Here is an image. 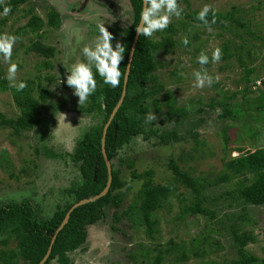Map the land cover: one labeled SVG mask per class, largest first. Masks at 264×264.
Listing matches in <instances>:
<instances>
[{"label":"rangeland","instance_id":"1","mask_svg":"<svg viewBox=\"0 0 264 264\" xmlns=\"http://www.w3.org/2000/svg\"><path fill=\"white\" fill-rule=\"evenodd\" d=\"M6 1L8 0H3ZM108 1L115 5L116 9L109 10L107 5L95 0H90L85 7L84 0H31L35 6V14L44 21L48 20L47 6L57 8L63 18L61 27H44L38 33L31 32L29 28L23 29L31 18V16H23L24 9H28V5L21 6L13 15L6 17L0 15V19L7 20L2 26V33L19 38L11 58L13 63L19 65L16 82L31 80L39 82L41 79V83L56 97L48 102H56L60 99L65 101L64 108L57 111L49 110V105L46 104V108L43 109V124L38 132L31 131L15 137L10 129L0 126V204L9 200L16 202L29 200L39 216L46 218L53 213L56 204L63 202L62 190L80 180L78 169L69 158H55L50 154L72 153L82 134L95 122L89 116L77 112L75 108L73 110L76 102L78 103V97L73 95L72 90L63 81H66L67 70L71 65L78 60H84L81 49L91 45L98 35L97 23H104L107 30L113 34L114 48L120 39L116 29L123 31L131 24L133 14L129 0ZM178 3L183 8L182 17L180 19L173 17L171 23H177L182 37H186L188 32L199 33L204 30L200 26L192 27L185 14L191 11L200 12L206 4L214 11L222 13L233 11L234 8L240 10L244 17L243 22L247 21L252 31L264 36V0H178ZM218 33L219 29L205 31L195 45L203 46L204 51L211 56L213 50L221 45L222 40L218 38ZM38 36H41L40 39L44 44L54 47L53 58L46 59L36 51L30 50L32 44L39 40ZM248 44L253 48V62L250 63V67L256 68L258 75L264 78L263 48L258 41L251 40ZM191 50L185 47L176 48L169 55H159L157 59L160 61V66L157 75L159 80L164 82L166 91L172 92L180 107L188 105L190 109H196L201 106L207 111L200 115L201 119L207 121L198 128L200 144L198 145L188 136L184 142L162 146L154 139L146 141L140 136L127 148L119 151L114 162L117 163V168H121L122 178L129 187L125 208L137 196L142 186V182L133 177L129 163H132L133 169L138 172L153 170L154 181L162 183L171 177L168 170L169 161L184 156V159L179 161L183 169L195 172L196 175L206 174L213 178L219 173L227 158L264 148V122L256 123L253 119L256 113L255 104L250 103L253 108L251 114L236 122L220 121L217 117L221 109L214 111L207 105L212 98L217 96L220 99V96H224V93L218 95L222 91L238 93L236 99L232 100L233 103L252 101L259 95L257 87L253 88L254 93L244 95L241 92L246 87L244 70L236 63L221 71L219 67L224 62L219 61L209 62V66H204L214 79L212 86L195 88L192 73L200 70L201 66L197 63V58L191 55ZM0 63L6 76L8 65ZM175 71L178 75H174ZM48 78H51V81ZM59 79L62 81L60 84H58ZM163 93L164 91L159 97H162ZM201 101L202 103H199ZM149 104V113L157 117L153 121V128L171 129L172 124L166 113L165 102L160 103L159 110L155 109L152 102ZM0 114L8 118L20 115L10 91L0 92ZM245 126H252V132L249 129L244 133ZM223 127L227 128L229 137L227 144L220 134ZM254 131L257 133L252 137ZM232 185L233 183L213 188L207 192L208 199L216 201L220 192L231 188ZM181 192L185 193V190L182 189ZM184 205L182 197L177 195L168 206L157 211L155 215L157 225L153 238L147 237L146 224L127 217L116 224L115 210L107 209V216L102 221L87 228V243L70 255L72 264H136L130 259V253L136 255L139 263H143L147 252H150L151 257L154 258L159 249L168 248L170 240L180 248L166 257L163 264H177L176 259L181 256V252H186L189 256L185 264H225V260L230 262L237 257L232 247L230 225H238L243 233L252 232L257 240L255 243H250L247 249L260 258L264 257V206H250L249 212L254 220L251 224L237 218L228 222L224 213L230 216L238 215L242 207L235 206L229 209L227 202L222 200L218 201L216 209L218 217L215 220L202 215L181 220ZM217 220L222 224H218ZM223 224L227 229H223ZM113 226L117 230H114ZM213 228L219 234L215 233ZM204 236L210 238L208 253L203 258H195L191 250L192 243L197 237L202 239ZM216 241L222 243L221 248L216 245ZM11 246L13 247L14 244ZM216 249L218 251H215ZM51 264L59 263L53 261Z\"/></svg>","mask_w":264,"mask_h":264},{"label":"trees","instance_id":"2","mask_svg":"<svg viewBox=\"0 0 264 264\" xmlns=\"http://www.w3.org/2000/svg\"><path fill=\"white\" fill-rule=\"evenodd\" d=\"M129 1L132 7V22L123 31L116 29L120 35L119 42L126 47L124 59L120 64L122 73H126L129 53L136 34L135 28L139 23V15L143 7V0ZM23 5H28V9H24L23 16H31L23 29L29 28L31 32L38 33L44 27L59 28L62 26L63 18L57 8L47 6L48 20L44 21L35 14V6L31 0H8L0 3V13L3 12L5 6H10L11 12L8 15H13ZM108 9L110 10V7ZM214 12L216 22L211 24V29H219L217 36L222 40L219 47L222 50L220 61L224 62L219 69L223 71L238 63L245 72L246 80V87L241 92L244 95L254 93L253 88L257 87L259 95L252 101L233 103L232 100L236 99L238 93L222 91L218 95L224 93V96H220V99L217 96L212 98L207 105L214 111L221 109L217 117L220 121L236 122L251 114L253 109L251 104H255L256 113L253 119L256 123L264 122V78L258 75L256 68L250 67V63L253 62V48L248 44L251 40L258 41L264 51V36L252 31L247 21L243 22L244 17L240 10L234 8L233 11L227 13ZM198 13L199 11H191L185 14L192 27L200 26L204 29L199 33L188 32L186 38L189 44L187 46L182 43L185 37H182L177 23L174 22L170 23L166 30L154 33L151 38L143 36L139 38L127 85V94L108 128L105 140L107 155L112 165L111 188L106 196L95 202L82 205L71 213L68 223L57 235L51 255L45 264H51L53 261L59 264H72L70 255L87 243V228L102 221L107 216V209L115 210L114 221L116 224L121 222L124 217L146 224V235L153 238L157 225L155 216L157 211L168 206L173 197L177 195L181 196L182 202L185 203L180 216L181 220L197 215L215 220L218 217L216 210L218 201L222 200L227 202L229 209L235 206L242 207L238 215L230 216L228 213H224L228 222L237 218L244 223L252 224L254 220L249 212L250 206H264V148H261L227 158L219 173L215 174L216 176L213 178L206 174L196 175L195 172L183 169L179 161H182L184 156L179 157L178 160L172 158L169 161L168 170L171 177L162 183L154 181L155 172L153 170L138 172L133 169V164L129 163V168L133 170V177L141 181L142 186L137 196L125 208L129 187L122 178L121 168H117V163L114 162L119 151L127 148L140 136L146 141L154 139L162 146H172L184 142L188 136L193 138L198 145L200 144L198 128L207 122L206 119H201L200 115L207 111L201 106L196 109H190L188 105L180 107L172 92L166 91L164 82H161L157 75L160 66V61L157 59L159 55H169L176 48L185 47L191 48V55L197 58L201 51H204L203 46L195 45L208 30L197 19ZM207 19L209 22L212 21V12H209ZM6 21V18L0 19V33H2V26ZM40 37L38 36L39 40L32 44L30 50L36 51L38 55L46 59L53 58L55 56L54 47L44 44ZM207 55L209 56V54ZM209 58L211 60V56ZM49 66L51 65L49 64ZM207 66L209 64L205 65V67ZM174 75H178V73L175 71ZM5 77L4 69L0 63V92L10 91L14 103L20 111V115L15 118H8L4 114H0V126L10 129L15 137L31 131L38 132L43 124V109L46 108V104L49 105V110L53 111L64 108L65 101L62 99L48 102L51 98L55 99L56 97L41 83V79L39 82H35V80L25 82L27 87L18 92L10 86ZM96 79L95 93L84 105L79 106L76 102V106L73 107V110L75 108L77 112L89 116L95 122L82 134L72 153L50 154L55 158H69L78 169L80 180L73 183L71 187L62 190L63 202L56 204L53 213L46 218L39 216L38 211L29 200L21 202L9 200L0 204V264H39L47 254L52 238L69 210L76 203L95 197L105 189L108 183V168L102 152L103 132L122 96L124 78H122L120 86L115 89L104 84L98 75ZM48 80L51 81V78ZM162 91L164 93L162 97H159ZM148 102H152L156 110L161 108V102H165L166 113L172 124L171 129L153 128V121L146 123V116L150 112ZM228 127L230 126L228 125ZM249 129L252 132V126H245L244 133ZM256 133L254 131L252 137L256 136ZM220 134H222L224 143L227 144L229 142L227 128L223 127ZM232 183L233 185L229 189L222 190V187L220 188L222 191L216 201L208 199L207 192L224 184ZM182 189L185 190V193L181 192ZM217 221L218 224H222L221 221ZM222 226L223 229H227L224 224ZM113 229L117 230L115 226ZM229 229L233 241L232 247L237 257L230 262L225 260V264H264V257L260 258L247 249L250 243L256 242V236L252 232H241L238 225H230ZM212 230L219 234L214 228ZM209 245L210 238L208 236H204L202 239L197 237L193 241L191 249L194 257H205ZM216 245L221 248L222 243L216 241ZM179 248L178 244L170 240L168 248L159 249L154 258L151 257L150 252H147L144 260L146 263H143L163 264L166 257ZM181 253V256L176 259L177 264H185L189 260L186 252ZM129 257L136 264H143L139 263L136 255L130 253Z\"/></svg>","mask_w":264,"mask_h":264},{"label":"clouds","instance_id":"3","mask_svg":"<svg viewBox=\"0 0 264 264\" xmlns=\"http://www.w3.org/2000/svg\"><path fill=\"white\" fill-rule=\"evenodd\" d=\"M3 3V0H0ZM11 12L10 6H5L2 16H7ZM209 12L213 13L211 22L207 19ZM183 8L178 3V0H143V7L139 15V23L135 31L138 37L151 38L154 33L166 30L171 23L173 17L180 19L182 17ZM197 19L211 30V24L216 22L215 12L210 5H204L197 15ZM98 35L94 38L91 45H86L81 49V54L84 57L83 61L73 63L67 70L66 85L72 90L73 95L78 97V104L84 105L89 97L95 93L97 88V75L102 79L103 83L117 88L122 82V78H126V73L121 72L120 64L124 59L126 47L120 42L113 47L112 41L115 39L110 33L105 24L97 23ZM19 38L8 33H0V62L7 64L6 79L10 86L18 92L23 91L27 84L23 81L17 83V72L19 65L12 62L13 48ZM182 43L187 46L188 39L185 37ZM222 59V50L217 47L213 50L211 61L209 56L201 51L197 57V63L201 66L200 70L192 73L194 77L195 88L211 87L214 79L207 72L205 65L218 63ZM218 79V78H217ZM62 83L59 79L58 84ZM157 117L153 113H148L146 123L156 120Z\"/></svg>","mask_w":264,"mask_h":264},{"label":"water","instance_id":"4","mask_svg":"<svg viewBox=\"0 0 264 264\" xmlns=\"http://www.w3.org/2000/svg\"><path fill=\"white\" fill-rule=\"evenodd\" d=\"M87 4H88V0H86V2L84 3V6H86ZM139 38L140 37H138V35L136 33L135 37H134V40H133V44H132L131 50H130V53H129L128 64H127V68H126V78H124V87H123L122 96H121L120 101L118 102L117 106L113 110V112H112V114L110 116V119H109L108 123L106 124V126L104 128V132H103L102 152H103V156H104L107 168H108V183H107L105 189L99 195H97L95 197H92V198H89V199H84V200L76 203L69 210V212L67 213L63 223L61 224V226L59 227V229L56 231L55 235L53 236L52 241H51V245L49 247V250H48L47 254L45 255V257L43 258V260L39 264H45L47 262V260L49 259L50 255H51V252H52V248H53L54 242H55V240L57 238V235L65 227V225L68 223V221L70 219V216H71V213L76 208H78V207H80L82 205H85V204H88V203H91V202H95L98 199L106 196L108 194L110 188H111V185H112V182H113L112 165H111V162H110V160L108 158V155H107L106 141L105 140H106V135H107L108 128H109L110 124L112 123L113 119L115 118L117 112L121 108V106H122V104L124 102L125 96L127 94V85H128L129 76H130V73H131V67H132V63H133V60H134L135 51H136V48H137V45H138V42H139Z\"/></svg>","mask_w":264,"mask_h":264},{"label":"flooded vegetation","instance_id":"5","mask_svg":"<svg viewBox=\"0 0 264 264\" xmlns=\"http://www.w3.org/2000/svg\"><path fill=\"white\" fill-rule=\"evenodd\" d=\"M89 1L90 0H88V3H89ZM95 1H97V2H101L102 4H105V5H107L108 7H110L111 9H116V6L115 5H112V3H110V1H108V0H95ZM86 2V0H84V3ZM87 6V5H86ZM118 8V7H117ZM112 10V11H113Z\"/></svg>","mask_w":264,"mask_h":264}]
</instances>
